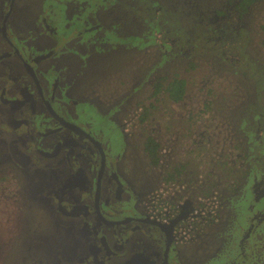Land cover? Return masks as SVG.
Wrapping results in <instances>:
<instances>
[{"label":"rangeland","instance_id":"374dc122","mask_svg":"<svg viewBox=\"0 0 264 264\" xmlns=\"http://www.w3.org/2000/svg\"><path fill=\"white\" fill-rule=\"evenodd\" d=\"M50 1L19 0L11 26L18 38H25L28 31L35 33L41 47H66L62 58L55 59L65 68H59L64 80L77 89L75 94L82 102L77 110L83 111L80 118L94 116L101 126L105 120L118 125L129 118L132 121L142 106L151 111L145 123L132 121L129 130L131 152L129 156L126 153L123 164L133 169L132 180L150 189L164 184L176 169L178 192L193 200L207 194L219 201L217 223L192 247V256L183 257L184 263L264 264V220L259 219L264 216L263 186L255 193V183L264 176V47L260 29L264 0L244 18L246 28L240 30L239 37L224 45L208 40L199 15L202 11L213 13L226 0H119L111 7L113 14L117 12L111 17L105 16L107 8L99 13L111 0H62L61 8L53 2L47 5ZM80 5L74 36L69 31L76 20L69 14ZM46 10L49 17L58 19L59 37L45 31ZM97 12L96 21L92 16ZM126 12L128 17L123 16ZM116 21L124 24L117 28L125 36L123 43L111 26H117ZM98 24L108 31H95ZM177 73L188 81L182 104L173 106L165 95L152 97L158 79L164 78L166 84ZM120 103L130 109L118 114L116 109L110 110ZM149 135L161 146V162L155 168L141 153L142 142ZM6 158L7 152L0 155L1 171L11 165ZM12 165L24 187L20 190L9 171L0 173V194L6 202L0 215L7 216L6 208L13 209L9 201L17 198V213L22 209L27 231L9 249L14 226L6 219L0 223V264H61L62 258L71 263L74 244L60 242L52 229L61 224V236L71 237L68 221L60 220L50 208L35 169ZM253 220L256 223L251 229ZM37 226L39 233L30 231ZM30 241L35 243L33 255L24 249Z\"/></svg>","mask_w":264,"mask_h":264},{"label":"flooded vegetation","instance_id":"af4514ba","mask_svg":"<svg viewBox=\"0 0 264 264\" xmlns=\"http://www.w3.org/2000/svg\"><path fill=\"white\" fill-rule=\"evenodd\" d=\"M116 1L119 0L106 2L99 13L103 14L107 8L106 17L116 15L111 8L118 3ZM260 1L255 2L244 16L232 12L228 0L213 13L200 12L201 25L207 30L208 40L215 45L235 41L240 30L246 28L244 18ZM52 2L58 4V8L63 3L62 0H51L47 5ZM17 6L19 0H0V155L7 152L6 162L11 164L2 171L1 167L0 173L9 171L20 190H23L24 182L17 176V167L13 163L31 166L39 181L38 176L41 177L42 190L51 202L49 206L60 220L68 221L71 237L61 236V224H54L53 232L58 233L60 242L70 241L75 246L72 262L65 263L62 258L61 264H185L183 257L192 256V247L200 244V237L217 223L221 208L219 201L207 194L193 200L186 193L178 192L174 185L178 178L176 169L169 173L174 175L173 181H167L168 174L164 179L166 184L153 186V189H148L151 186L140 187L139 182L133 181V169L123 164L126 153L129 156L131 152L129 130L132 121L145 123L151 111L147 112L142 106L133 114L132 121L129 118L118 125L105 120V125L101 126L94 116L81 119L79 115L83 111L77 109L82 107V102L75 94L77 89L64 80V73H60L59 68H65L55 59L62 58L66 47L56 44L41 47L32 31H28L25 38H18L11 26ZM78 8L81 10V5L73 7L69 14L76 20L69 31L75 33L74 36L77 35ZM46 12L45 31L56 36L58 19L49 17V11ZM97 15L98 12L92 19L96 20ZM123 16L128 17V12ZM111 20L115 21V18ZM234 21L237 26L233 25ZM116 22L117 26L113 23L111 26L113 32L123 38L120 40L123 43L125 36L117 28L124 24ZM93 29L104 30L100 24ZM152 97L156 96L152 94ZM125 103L110 106V110L116 109L115 114L126 113L130 107ZM117 107L121 110L118 111ZM149 137L160 145L158 139L149 135L142 142L141 153L155 168L160 163L153 166L145 148ZM158 151L160 156L161 146ZM262 178L261 182L255 183L257 194L258 188L263 186L264 190V176ZM209 198L218 203L216 218L204 224L193 223V212L203 199ZM3 203L6 202L0 194V208ZM9 203L13 209L6 208L7 216L1 214L0 223L6 219L5 222L14 226L10 249L16 238L21 240L27 227L22 209L17 213L20 209L16 206L17 198ZM40 219H44L42 214ZM259 219L263 222L264 216ZM254 222L251 229L255 227ZM30 231L39 233V226L35 230L30 228ZM34 248L33 241L30 246H24L26 253L31 255ZM15 251L19 255L18 245Z\"/></svg>","mask_w":264,"mask_h":264},{"label":"trees","instance_id":"16d2710c","mask_svg":"<svg viewBox=\"0 0 264 264\" xmlns=\"http://www.w3.org/2000/svg\"><path fill=\"white\" fill-rule=\"evenodd\" d=\"M258 0H228L231 11L236 12L237 15L244 16L248 13L250 7ZM226 9V8H225ZM223 13V11H220ZM261 32L263 33L262 45L264 46V21L261 24ZM164 78L158 79L154 83L153 96H158L160 94L166 95L167 98L174 104H182L187 96L188 92V81L182 74L177 73L171 79L164 84ZM148 112V110H146ZM146 118V113L143 115ZM146 153L148 154L150 163L153 166H157L160 163V156L158 149L160 145L156 144V140L149 137L145 143ZM178 173V171L176 170ZM175 179L173 174H169L167 181H173Z\"/></svg>","mask_w":264,"mask_h":264},{"label":"built area","instance_id":"2783aa9c","mask_svg":"<svg viewBox=\"0 0 264 264\" xmlns=\"http://www.w3.org/2000/svg\"><path fill=\"white\" fill-rule=\"evenodd\" d=\"M217 208L218 203L213 198L203 199V203L193 212V223L204 224L207 220L215 219Z\"/></svg>","mask_w":264,"mask_h":264}]
</instances>
